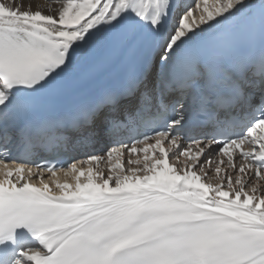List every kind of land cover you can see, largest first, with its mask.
I'll return each instance as SVG.
<instances>
[{
  "label": "snow or ice",
  "instance_id": "snow-or-ice-1",
  "mask_svg": "<svg viewBox=\"0 0 264 264\" xmlns=\"http://www.w3.org/2000/svg\"><path fill=\"white\" fill-rule=\"evenodd\" d=\"M0 264H264V0H0Z\"/></svg>",
  "mask_w": 264,
  "mask_h": 264
},
{
  "label": "bare ground",
  "instance_id": "bare-ground-1",
  "mask_svg": "<svg viewBox=\"0 0 264 264\" xmlns=\"http://www.w3.org/2000/svg\"><path fill=\"white\" fill-rule=\"evenodd\" d=\"M16 2L24 5L25 8L31 4L33 10H35L37 3H41L42 0H16ZM175 2L181 6L189 3L188 0H175ZM131 47L129 43L121 40L119 37L109 38L99 45L95 51L86 55L85 60L76 70L84 75L99 69L109 73L113 68L119 67L123 62L125 54ZM59 178L63 182L64 178L60 175Z\"/></svg>",
  "mask_w": 264,
  "mask_h": 264
},
{
  "label": "rangeland",
  "instance_id": "rangeland-1",
  "mask_svg": "<svg viewBox=\"0 0 264 264\" xmlns=\"http://www.w3.org/2000/svg\"><path fill=\"white\" fill-rule=\"evenodd\" d=\"M188 2H189V3H192V2H193V0H188ZM193 6H194V4H193Z\"/></svg>",
  "mask_w": 264,
  "mask_h": 264
}]
</instances>
